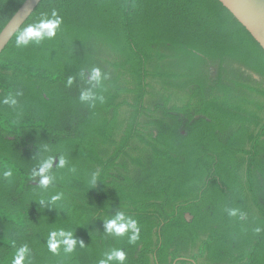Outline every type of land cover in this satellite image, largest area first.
Wrapping results in <instances>:
<instances>
[{
    "label": "trees",
    "instance_id": "trees-1",
    "mask_svg": "<svg viewBox=\"0 0 264 264\" xmlns=\"http://www.w3.org/2000/svg\"><path fill=\"white\" fill-rule=\"evenodd\" d=\"M25 1L0 0V33ZM53 10L57 35L18 47ZM94 67L110 79L90 107ZM17 91V107L2 103ZM48 156L67 163L43 188L32 171ZM119 210L135 244L105 232ZM61 229L84 247L51 252ZM24 245L30 264H100L113 249L125 264H264V49L219 0L39 3L0 54V264Z\"/></svg>",
    "mask_w": 264,
    "mask_h": 264
},
{
    "label": "clouds",
    "instance_id": "clouds-1",
    "mask_svg": "<svg viewBox=\"0 0 264 264\" xmlns=\"http://www.w3.org/2000/svg\"><path fill=\"white\" fill-rule=\"evenodd\" d=\"M62 24V17H60L56 10H53L51 17H43L37 23L30 24L19 32L16 38V45L27 46L29 43H40L44 39H52L57 35V30ZM4 36H0V39H4ZM88 87L80 92L79 99L82 103L88 104L90 107H95L96 103L103 104L105 102V96L103 91L105 89L104 81L110 79V74L103 72L99 67H94L87 72ZM73 78L69 77L68 85L71 86ZM21 91H17L15 94L8 95L3 101L12 108L18 106V97L22 96ZM44 151H48L47 145L43 148ZM41 149L39 148V152ZM59 157V163L55 164V161ZM67 161L62 156H48L44 158L38 168L33 169L31 181H37L39 187L47 188L51 184L55 183V175L52 170L54 167H64ZM55 164V166H54ZM70 171L75 172L73 167ZM5 179H10L13 175L11 170L3 172ZM39 177L37 180L36 178ZM91 183L97 185V174L92 173ZM62 193L52 196L49 200L41 199L38 203L42 207H53L56 201L60 200ZM230 217H239L243 220L246 218V213L239 209L228 208L226 209ZM105 232L114 236H123L126 233L129 235V243L135 244L140 236V227L138 222L130 216H126L122 211H117L114 217L110 220L104 221ZM257 233L261 232L260 228L255 229ZM47 245L51 252L56 253L60 246H63L65 253H71L79 245L84 247L82 241L78 240L71 231H65L63 229L53 231L49 234L47 239ZM127 259L126 252L123 249H113L110 252L104 254V258L100 260V264H125ZM30 264V249L27 245L21 246L16 253L13 260V264Z\"/></svg>",
    "mask_w": 264,
    "mask_h": 264
},
{
    "label": "water",
    "instance_id": "water-1",
    "mask_svg": "<svg viewBox=\"0 0 264 264\" xmlns=\"http://www.w3.org/2000/svg\"><path fill=\"white\" fill-rule=\"evenodd\" d=\"M42 0H26L10 19L0 36V54L13 36L27 21ZM234 17L249 31L264 49V0H219ZM191 219L190 215H187Z\"/></svg>",
    "mask_w": 264,
    "mask_h": 264
}]
</instances>
